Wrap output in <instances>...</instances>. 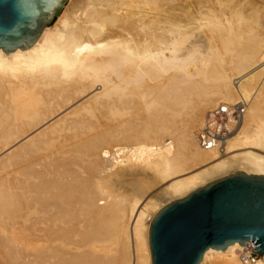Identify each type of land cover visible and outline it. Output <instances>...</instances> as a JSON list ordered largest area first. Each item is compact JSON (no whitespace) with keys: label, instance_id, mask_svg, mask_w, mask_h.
<instances>
[{"label":"bare ground","instance_id":"6f19581e","mask_svg":"<svg viewBox=\"0 0 264 264\" xmlns=\"http://www.w3.org/2000/svg\"><path fill=\"white\" fill-rule=\"evenodd\" d=\"M236 5L65 0L32 47L0 49V264H151L165 202L264 175V40L249 29L242 44ZM239 99L249 107L222 152L200 148L205 114ZM126 162L166 183L165 198L127 195ZM241 249H207L199 264H242Z\"/></svg>","mask_w":264,"mask_h":264},{"label":"water","instance_id":"95a60500","mask_svg":"<svg viewBox=\"0 0 264 264\" xmlns=\"http://www.w3.org/2000/svg\"><path fill=\"white\" fill-rule=\"evenodd\" d=\"M65 0H0V49L32 47ZM252 242L264 256V175L236 172L163 206L149 227L151 264H199L207 249Z\"/></svg>","mask_w":264,"mask_h":264},{"label":"rangeland","instance_id":"374dc122","mask_svg":"<svg viewBox=\"0 0 264 264\" xmlns=\"http://www.w3.org/2000/svg\"><path fill=\"white\" fill-rule=\"evenodd\" d=\"M226 1L231 2V4L234 2V0H233V2L230 1V0H226ZM235 1L237 2L236 7L240 8V9L237 8L238 10H236V11L240 12V10L242 9V15L244 13L245 16L244 15L243 16L246 17V18L245 19L243 18L244 20H241V21L239 20V23H241L240 24L241 26H240L238 24V22H237L238 19H236V17H234L236 14H233L232 17L234 18V20L233 19H230V20H232V22H233V24L235 26L231 25V27L233 26V28L235 27V30L237 29L239 31H240V29L241 30L244 29L243 32L245 31L246 34L243 33V37L244 36H246V37L243 38V40L244 39L245 40H244V42L242 41V44H244L245 46L246 45L248 46V44H249V46H250L251 45L250 44L251 43V39H250V43H248L249 40H247V44H245L247 38H250L251 36L255 37L256 35H258V33H259L260 37L262 36V38H264V35H262V33H264V6H260L262 4V2H264V1H262V0H261L262 2L260 0H257V1L256 0H235ZM253 2H255V3H253ZM256 5H259V6H256ZM262 5H264V4H262ZM224 6L225 5H223V7ZM249 6L250 7L252 6V7L250 8ZM226 7H227V5H226ZM226 7H224V8H226ZM256 7H258V8H256ZM188 8L186 7V9H188ZM186 9L185 8L184 9H178V10L174 11L176 16L178 17L177 19L181 18V20L183 21L184 25H186V23L188 22L186 20L188 18H190V16L187 15L189 13V11H188L189 9L188 10H186ZM186 12H188V13H186ZM249 12H250V14H249ZM185 16L186 17L189 16V17L186 19ZM236 16H238V15H236ZM236 25H237V27H236ZM238 26H240V28ZM242 26L244 28H242ZM246 26H247L248 29L246 28ZM245 28L247 30H245ZM249 29L251 31V36L248 34L250 37H248V35H247L248 32H246V31H249ZM258 36H256V37H258ZM259 38H257L258 40H256V42L257 41L260 42ZM262 38H261V40H264ZM253 39H255V38H253ZM254 44H255V42L253 40V44L252 45H254ZM262 67H264V64H262V66L258 67V69H261ZM258 69L256 68L255 70L257 71ZM262 75H264V74H262ZM247 107H249V106H246V110H247ZM261 108L262 109L259 110L260 114L264 115V104H262ZM118 169H120L119 172L121 174L126 175V177H127V179H125V189H126L127 195H129L130 197L135 196L136 198L140 199L141 201L145 200V199L146 200H151L152 199V200H154L156 202H159V199H160V198H158L159 196L162 197L161 200H163L165 198V196H163V195L166 194V185L167 184L161 182L159 177L157 175H155L153 172H151L149 170H146V169H143L139 165H135V164L130 163V162H126L124 165H120ZM227 175H230V174H226L225 176H227ZM206 184H207V182H206ZM168 203L165 202V205L168 204ZM130 253H131V257L133 258L132 252H130ZM132 258H131V260H132ZM206 264H209V263H206Z\"/></svg>","mask_w":264,"mask_h":264},{"label":"built area","instance_id":"2783aa9c","mask_svg":"<svg viewBox=\"0 0 264 264\" xmlns=\"http://www.w3.org/2000/svg\"><path fill=\"white\" fill-rule=\"evenodd\" d=\"M246 106V102L239 99L236 102H220L212 107L196 133L199 147L222 152L228 136L243 122ZM237 255L242 264H254L260 257L252 250V242H244Z\"/></svg>","mask_w":264,"mask_h":264}]
</instances>
